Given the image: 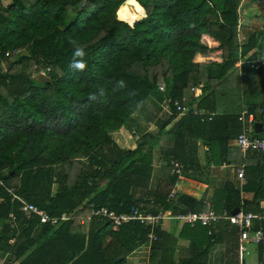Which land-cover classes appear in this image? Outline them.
Returning a JSON list of instances; mask_svg holds the SVG:
<instances>
[{
  "label": "trees",
  "instance_id": "16d2710c",
  "mask_svg": "<svg viewBox=\"0 0 264 264\" xmlns=\"http://www.w3.org/2000/svg\"><path fill=\"white\" fill-rule=\"evenodd\" d=\"M7 1L0 7V264H64L74 258V264H123L146 241L145 225L129 222L113 232L105 219L84 217L92 208L154 213L145 209L150 200L167 208L164 197L147 191L156 138L143 135L130 150L110 137L128 127L152 95L167 107L160 128L171 125L179 147L188 134L213 153L218 128L231 121L234 128L220 134L222 144L236 138L234 120L244 109L258 115L262 132L256 136L264 139V33L237 38L239 9L249 0ZM70 40L86 52L82 72L69 68L75 51ZM18 51L24 55L15 58ZM244 57V75L238 77L233 66ZM40 74L47 81L33 80ZM213 99L226 105L203 122L190 114L177 119L172 106L196 100L197 109L211 113ZM172 152L182 165L191 161L181 148ZM252 169L251 192L264 199V165ZM248 184L240 191L250 190ZM240 191L224 189L222 209L239 206ZM11 194L51 217H70L57 226L41 225L46 234L56 229L34 246L28 237L38 220L21 212ZM217 229L183 225L180 235L192 241V250L176 264H203L204 247ZM200 232L205 239L198 243ZM109 235L111 242L104 243ZM150 251L149 264H159V251Z\"/></svg>",
  "mask_w": 264,
  "mask_h": 264
},
{
  "label": "crops",
  "instance_id": "0c3cea01",
  "mask_svg": "<svg viewBox=\"0 0 264 264\" xmlns=\"http://www.w3.org/2000/svg\"><path fill=\"white\" fill-rule=\"evenodd\" d=\"M1 1H6V3L8 2L7 0ZM244 1L246 2V0ZM247 4L249 5L248 11L252 12L250 14L251 18L244 20L239 16L237 31L238 27H240V29H244V25L242 24L249 25L248 22H251L254 24L252 26H254L255 29L251 30L249 34L253 32L264 33V0H249ZM243 10V13L248 14L246 8ZM236 63L233 68L237 71L238 77H242L244 75L245 65L242 64L239 67L236 66ZM259 64H263V62L259 61ZM199 90V88L193 89L192 94L195 96L198 94ZM194 91L197 92L194 93ZM196 100L190 106H186L188 112L184 115L190 114L192 116L199 117L200 122H203L206 116L208 118L213 117L215 114L220 112L221 107L226 105L225 101L213 99L215 112L208 113L203 109H197L195 107ZM164 105V101L160 100L156 95L150 96L144 103L141 111L132 117L128 127H122L111 133L114 135L115 139L113 140L115 143L116 141L120 142V138L122 139V146H124L125 149L130 150L136 147L138 138L143 135L147 134L151 138H156L153 142L155 146L151 149L150 173L147 183V191L148 193L150 192L152 196L156 195V198L164 197V199L168 202L167 208L160 206L159 203L153 205L152 200H150L149 205H146V210L155 211L154 213L149 212L148 214L156 215L161 213L165 219L161 220L152 228H149L150 231L148 234L152 233L155 240L152 241L148 239L147 234L146 241L133 248L131 252L125 256L123 264H149L151 249L159 251V264H176L180 260L188 257L192 250V241L181 237L180 231L182 230L183 225L177 224L176 221L171 218L178 214L200 212L206 209L212 210L215 213H221L224 210L222 209L224 189L240 191L241 187L246 186V182L247 184L249 183L248 185H250V190L246 192L240 191L239 198L241 202L239 206H233V209L238 208L244 213L248 212L264 218V199L254 198L251 192L254 186L253 177H255L253 174L252 164L256 166L264 164L258 160V156L255 152H242L235 144L237 136L242 132V126L238 121V117L242 111H245V109L242 110L234 120L236 128L238 127L239 129V133L236 138L222 144V137L220 134L226 133L225 130H227L228 127L233 129V123L231 121L227 122V128L226 126H220L221 123L217 125L220 126L218 128L219 134H215V137L219 140V142L215 143L213 153H211L209 147L203 143L202 139L194 138V140L188 134L183 137V143L179 147L180 142L176 143L177 140L175 136L169 132L171 125L168 124L164 129L160 128L159 119L164 116ZM232 111L233 110H231V112ZM180 117L181 116H177V119ZM253 117H255V115H253ZM254 122L255 120L252 123V131ZM171 124H173V122ZM126 133L134 135L138 134L135 136L136 141H133V139L130 136H127ZM210 135H212V133ZM203 136L207 137V132ZM116 138L118 140H116ZM116 144L119 146L118 143ZM175 147L177 149L179 148V150L181 148L183 154L187 155V157L190 155L189 159L191 161L187 162L186 166L182 165V182L178 186V191L174 199H169L168 196L175 182V178L170 175L169 172V162L172 160L179 161L177 158L172 156V151ZM146 149L147 146H144L143 152ZM180 163L183 164L182 162ZM240 168L243 171V177L241 180H239L236 176L237 170ZM181 194L187 197L183 199V202L179 200ZM149 199L150 198L147 197L145 200ZM257 200L259 202H256ZM243 201L246 202L243 204ZM213 202L217 203V205L215 206ZM141 206L143 205L141 204ZM85 217L84 219L86 221L90 220V218L86 219ZM82 221L83 220H80V222ZM210 224L218 226V233L214 234L216 237L212 238L213 242L208 244L207 248L204 247L205 253L203 264H264V247L259 245L248 244L246 246V250L248 252L247 255H239V230L237 227L225 221H215ZM10 227L11 230L16 233V226L12 224ZM1 228L2 222H0V230ZM118 228L109 227L110 230H108L115 232ZM258 228H261L264 232V219L254 221L252 223V230H256ZM53 229L56 228L53 227L52 230L46 234L44 227L39 224L32 228L28 240L35 246V243L38 241L49 238ZM156 229L159 235L154 232ZM207 235H212L210 234V230H207ZM105 239L104 243H110L112 236L109 235ZM11 243L12 242L9 241V244ZM34 246H32V249ZM4 258V256H0V262L3 261ZM74 260L75 258L70 259L67 262H64V264H74ZM76 261L75 263L78 264L79 261Z\"/></svg>",
  "mask_w": 264,
  "mask_h": 264
},
{
  "label": "built area",
  "instance_id": "2783aa9c",
  "mask_svg": "<svg viewBox=\"0 0 264 264\" xmlns=\"http://www.w3.org/2000/svg\"><path fill=\"white\" fill-rule=\"evenodd\" d=\"M242 41V40H238ZM7 54H5L6 56ZM256 62L255 60L250 63V67L252 64ZM244 63V59L238 60L236 66H241ZM158 90H163V85H158ZM182 102V100H181ZM181 102L173 101L172 106L175 109L177 116H183L185 113L188 112L186 106L181 105ZM238 121L241 123L242 132L240 135L237 136L236 139V147L242 151H253L257 154L258 160L264 164V139L257 137L252 131V123L254 121L253 114L247 113L246 111H242L240 116L238 117ZM169 172L175 178V182L173 184V188L170 191L168 196L169 199H174L177 194L178 186L182 182V171L183 166L179 161L172 160L169 162ZM239 180L243 177L242 169L237 170L236 174ZM10 193V191L8 190ZM12 195V194H11ZM12 197L19 201L20 203V210L21 212L33 215L37 220L38 224H49L51 226H57L58 223L64 222L69 219L67 215L62 214L60 217H51L46 211L37 209L34 205L26 203L21 199L17 198L16 196L12 195ZM89 208H92V205H89ZM93 216H98L110 223L111 228H118L123 224L129 222H137L139 224L145 225L149 228L157 225L161 220L165 219L161 213L156 215L148 214L144 211H138L136 208L129 209L128 213H119L116 214L113 211H108L105 208H96L91 209L90 213L86 215V219H89ZM8 218L11 222L14 221V216L9 214ZM171 219L181 223L182 225L193 226L196 223H199L200 226L208 227L210 223L215 221H225L229 224L235 226L239 230V255H247L246 246L248 244L259 245L264 247V232L261 228L256 230H252V223L254 221H260L264 218L252 214V213H244L240 210L234 215L229 214L227 211L223 210L221 213H215L212 210H203L200 212H187L178 214ZM209 233V232H208ZM148 239L155 240L154 235L152 233L148 234Z\"/></svg>",
  "mask_w": 264,
  "mask_h": 264
},
{
  "label": "rangeland",
  "instance_id": "374dc122",
  "mask_svg": "<svg viewBox=\"0 0 264 264\" xmlns=\"http://www.w3.org/2000/svg\"><path fill=\"white\" fill-rule=\"evenodd\" d=\"M3 3H5V4H3ZM8 3V2H7ZM7 3H6V1H1L0 0V7H5L6 5H7ZM250 4V3H249ZM248 4L246 3L244 6H243V8H240L239 9V16L241 17V19H249V18H251V13L252 12H250V11H248ZM247 9V11H248V14H246V13H243L244 12V10L243 9ZM244 23H246V22H244ZM249 23V25L248 24H242V20H241V24L242 25H244V29H240V27H238V31H237V38H238V40H245L246 38H247V36H248V34H249V32H251V30H253V29H255V27L254 26H252V25H254V24H252L251 22H248ZM258 29H260V28H258ZM22 55H24V51H18V52H16L15 53V58H19L20 56H22ZM249 54H247L246 55V57L248 56ZM246 57H244L243 59H245ZM254 67H256V64H254ZM33 80L35 81V82H39V83H42V82H45V81H47L45 78H43V75L42 74H40V75H38V76H36V75H33ZM197 91H194V93H196ZM163 112L164 113H166L167 112V107H166V105H164V107H163ZM127 134V136H130L132 139H133V141H136V139H135V136H137V135H134V134H130V133H126ZM110 137H111V139H112V141H114L113 139H115L114 138V135H112V134H110ZM116 140H118L117 138H116ZM119 141L120 142H118V141H116V143H118L119 144V146L118 147H120L121 149H125L124 148V146H122V143H121V141H122V139H120L119 138ZM154 142V141H153ZM115 143V142H114ZM81 162L84 164V171H86V170H88V166L86 165V160L85 159H82L81 160ZM247 164H249V163H247ZM54 189H55V186H53V188H52V191H54ZM107 210V209H106ZM109 211V210H108ZM114 212V211H113ZM117 214V213H116ZM70 215H67V217H69ZM176 223L177 224H180V225H182L181 223H179V222H177L176 221ZM201 239H205V236L203 235V233L202 232H200L199 233V240H197L198 241V243H200V241H201ZM206 243H207V241H206Z\"/></svg>",
  "mask_w": 264,
  "mask_h": 264
},
{
  "label": "clouds",
  "instance_id": "9594fccd",
  "mask_svg": "<svg viewBox=\"0 0 264 264\" xmlns=\"http://www.w3.org/2000/svg\"><path fill=\"white\" fill-rule=\"evenodd\" d=\"M70 43L74 46L75 51L73 52L72 59L69 61V68L74 71L82 72L87 67V62L85 59L86 52L84 51L83 47L76 43L75 40H70Z\"/></svg>",
  "mask_w": 264,
  "mask_h": 264
},
{
  "label": "water",
  "instance_id": "95a60500",
  "mask_svg": "<svg viewBox=\"0 0 264 264\" xmlns=\"http://www.w3.org/2000/svg\"><path fill=\"white\" fill-rule=\"evenodd\" d=\"M258 115H255V117H254V120H255V122H254V125H253V132H254V134L255 135H257V134H261V132H262V125H261V123L260 122H258ZM246 201H243V204L245 203ZM256 202H259L258 200L256 201ZM238 208H234L232 211H231V215H234V214H236L237 212H238Z\"/></svg>",
  "mask_w": 264,
  "mask_h": 264
}]
</instances>
